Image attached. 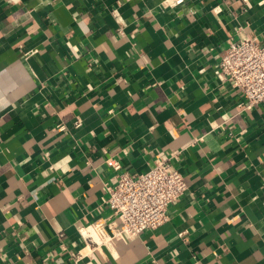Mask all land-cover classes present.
<instances>
[{"label": "crops", "instance_id": "1", "mask_svg": "<svg viewBox=\"0 0 264 264\" xmlns=\"http://www.w3.org/2000/svg\"><path fill=\"white\" fill-rule=\"evenodd\" d=\"M244 37L264 0H0V264H264V101L216 74ZM160 157L189 187L168 220L88 243Z\"/></svg>", "mask_w": 264, "mask_h": 264}, {"label": "built area", "instance_id": "2", "mask_svg": "<svg viewBox=\"0 0 264 264\" xmlns=\"http://www.w3.org/2000/svg\"><path fill=\"white\" fill-rule=\"evenodd\" d=\"M216 74L229 79L245 97L244 105L252 107L264 101V42L255 37L232 41L222 52ZM243 104V103H242ZM80 124V119L76 121ZM116 169L118 161H110ZM188 183L182 171L166 157L156 159L143 172H121L115 184L107 186L105 204L112 210L115 222L106 230L101 224L80 228L84 239L100 243L113 237H135L161 226L169 218L172 202L184 195ZM85 253H73L71 264H83Z\"/></svg>", "mask_w": 264, "mask_h": 264}]
</instances>
